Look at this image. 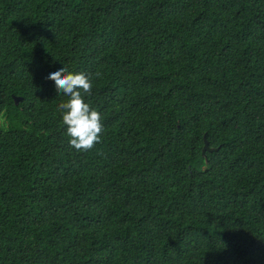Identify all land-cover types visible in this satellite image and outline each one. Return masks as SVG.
I'll return each instance as SVG.
<instances>
[{
	"label": "trees",
	"instance_id": "16d2710c",
	"mask_svg": "<svg viewBox=\"0 0 264 264\" xmlns=\"http://www.w3.org/2000/svg\"><path fill=\"white\" fill-rule=\"evenodd\" d=\"M0 264H264V0H0Z\"/></svg>",
	"mask_w": 264,
	"mask_h": 264
},
{
	"label": "clouds",
	"instance_id": "9594fccd",
	"mask_svg": "<svg viewBox=\"0 0 264 264\" xmlns=\"http://www.w3.org/2000/svg\"><path fill=\"white\" fill-rule=\"evenodd\" d=\"M96 75L99 76V73ZM46 78L54 81L59 93L69 97L58 107L70 146L77 151L91 150L100 142L104 131L101 114L86 103L81 94H91V78L83 72H69L65 67L50 72Z\"/></svg>",
	"mask_w": 264,
	"mask_h": 264
},
{
	"label": "water",
	"instance_id": "95a60500",
	"mask_svg": "<svg viewBox=\"0 0 264 264\" xmlns=\"http://www.w3.org/2000/svg\"><path fill=\"white\" fill-rule=\"evenodd\" d=\"M20 97L16 98V102L19 103ZM205 151H211V149H209L208 144L205 142V145L203 147V153H205Z\"/></svg>",
	"mask_w": 264,
	"mask_h": 264
}]
</instances>
